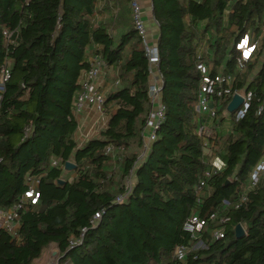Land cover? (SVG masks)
Segmentation results:
<instances>
[{
    "label": "trees",
    "instance_id": "trees-1",
    "mask_svg": "<svg viewBox=\"0 0 264 264\" xmlns=\"http://www.w3.org/2000/svg\"><path fill=\"white\" fill-rule=\"evenodd\" d=\"M151 1L165 118L137 166L150 112L149 71L142 38L133 25L127 28L128 14L120 10L110 23L97 24L98 0H0V208L14 205L27 189V177H40L39 203L23 213L19 237L0 231V264H34L51 245L59 251V264H264V172L249 188L264 157V0ZM110 26L127 30L115 37ZM247 33L261 40L254 62L241 74L235 45ZM203 41L216 65L227 58L226 71L236 78L233 90L254 94L232 133L217 129L229 121L224 114L235 115L224 105L198 134L196 55ZM92 47L118 70L119 85L105 98L108 125L79 145L74 101L90 69ZM109 146L123 149L117 160L121 177L135 175L133 191L121 204L115 200L125 186L115 189L109 178ZM212 153L225 170L212 171ZM68 162L75 165L71 179L64 177ZM214 212L230 220L210 221L206 248L177 261L176 249L192 242L184 230L187 219L209 220ZM237 225L245 230L242 238L236 237ZM219 228L224 238L214 240Z\"/></svg>",
    "mask_w": 264,
    "mask_h": 264
},
{
    "label": "built area",
    "instance_id": "built-area-1",
    "mask_svg": "<svg viewBox=\"0 0 264 264\" xmlns=\"http://www.w3.org/2000/svg\"><path fill=\"white\" fill-rule=\"evenodd\" d=\"M132 24L134 30L143 40L145 56L148 61L149 71V87L148 97L150 102V112L148 114L145 127L142 132L144 140V155H147L152 143L156 140V132L159 129L161 123L165 118V106L162 102V89H163V76L159 71V50L157 46V40L150 41L148 38V29L145 20V13L140 0H129ZM264 34V29H263ZM5 35H9L5 32ZM263 37V36H261ZM261 40V39H260ZM260 40H252L250 35L245 34L235 47L239 55L236 58V70L238 73H244L247 71L248 66L252 64L256 58V53L259 49ZM196 68L200 75V84L197 94V106H196V120L198 122V134L202 136L206 131L210 123H213L218 116V110L222 106H227L238 94L243 98V103L234 112L233 118H228V132L232 133L235 125L246 114L254 94L252 91L246 88L243 91H234V85L236 78L234 75L227 73L226 63L216 65L215 59L205 41L199 45L198 53L196 55ZM90 62V69L84 74L81 80L82 90L76 95L74 101V116L80 113L85 108H92L97 113L107 118L105 109L106 88L105 82H101L99 79L105 77L108 72L109 66L99 57L96 56ZM255 74V73H254ZM257 74V73H256ZM9 77L8 72H4L3 80H7ZM3 90V87H0ZM261 109L259 110V112ZM228 114V111H227ZM206 152H210L208 149V142H204ZM122 148H115L109 146L106 149V154L115 156L121 155ZM213 155L211 158L212 171H223L226 169V164L219 155ZM57 163L53 162L52 166H56ZM212 171L206 173V178L211 176ZM264 172V157L258 163L253 170L250 177L249 188H253L257 185L261 174ZM135 181L134 171L127 177L125 184V192L116 198V203L121 204L127 202L130 194L133 191V184ZM40 177H27L26 186L27 189L20 196V198L14 203V205L8 210L0 208V231L7 230L13 237H19V231L21 229V217L23 213L29 210L31 206L37 205L40 200ZM205 182L201 181L197 187V193L200 194ZM246 200V196H242L236 208ZM229 206L227 202H225ZM225 211V210H224ZM223 211V213H225ZM105 213L104 210L95 214L92 223L95 225L101 216ZM219 221L221 225L226 224L230 219L224 214L221 218L219 212H214L210 215L209 220L200 218L199 216H191L184 224V230L191 236L190 246H179L175 251V259L179 262H184L188 255L192 252L206 248V244L203 241V237L209 229V222ZM86 232L85 229L82 230ZM223 228L216 229L212 238L219 240L224 238ZM71 246L77 244V242L71 241Z\"/></svg>",
    "mask_w": 264,
    "mask_h": 264
},
{
    "label": "crops",
    "instance_id": "crops-1",
    "mask_svg": "<svg viewBox=\"0 0 264 264\" xmlns=\"http://www.w3.org/2000/svg\"><path fill=\"white\" fill-rule=\"evenodd\" d=\"M144 9L145 13V20L147 24L148 29V38L150 41L157 40L159 30L157 23L155 22L154 16H153V4L151 0H140ZM121 3V4H120ZM129 5L127 2L120 1L117 4L113 2L112 0H98V6H97V12L94 16V21L98 23H110L112 18H117L118 13L120 10L123 12H126L127 18H128V29L132 28V14L131 9H129ZM128 11H125L127 10ZM127 28L119 29L116 26H110L109 30L113 34V36L118 37L122 31L127 30ZM96 47H92L87 51V58L88 61L93 60L96 55ZM118 76V70L109 67L107 74L105 77H101L99 80L103 83L105 82V88H106V96L111 92L113 89L117 88L119 85V80L117 79ZM75 118L78 122V130L75 133V140L79 145H82L84 142L88 141L91 138L97 137L101 130L108 125L109 122V116L107 118L105 116L100 115L92 108H85L80 113H77L75 115ZM212 125V123L209 124L208 128ZM218 131L221 133L227 132L228 133V123H226L222 127L217 128ZM146 158V155H144V151L142 154V157L138 161L137 166H139ZM136 166V167H137ZM75 176V173L73 177ZM72 177V178H73Z\"/></svg>",
    "mask_w": 264,
    "mask_h": 264
},
{
    "label": "rangeland",
    "instance_id": "rangeland-1",
    "mask_svg": "<svg viewBox=\"0 0 264 264\" xmlns=\"http://www.w3.org/2000/svg\"><path fill=\"white\" fill-rule=\"evenodd\" d=\"M231 45H232L231 43L228 44V46H230V47H231ZM226 61H227V58H225L224 63H226ZM224 116L227 117L226 114H224ZM224 133H227V132H224ZM142 154H143V152H142ZM142 154H141L140 158L142 157ZM119 157H121V155L112 156V158H113L112 164L113 165L111 167V173H110L111 176L109 177V178H111V177L114 178V182H115L114 188L115 189L117 188L116 185L121 186V184H122V186L123 185L125 186V184L127 182V178L121 177L120 164L117 162ZM73 175H74V173H72L71 171L70 172L68 171V173H65L64 177H65V179H71L73 177ZM59 262H60L59 251L55 245H51L50 247H48L44 251L41 258H39L38 260H36L34 262V264H59Z\"/></svg>",
    "mask_w": 264,
    "mask_h": 264
},
{
    "label": "water",
    "instance_id": "water-1",
    "mask_svg": "<svg viewBox=\"0 0 264 264\" xmlns=\"http://www.w3.org/2000/svg\"><path fill=\"white\" fill-rule=\"evenodd\" d=\"M242 103H243V98L240 95L236 94L229 103V105L227 106V111L229 113H234ZM74 168L75 165L73 163L71 162L66 163V170L71 171ZM60 183L62 184L64 183V181H60ZM235 233L237 238H242L245 235V230L241 225H237L235 227Z\"/></svg>",
    "mask_w": 264,
    "mask_h": 264
}]
</instances>
